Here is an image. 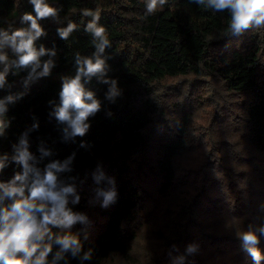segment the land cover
<instances>
[{
	"label": "trees",
	"instance_id": "1",
	"mask_svg": "<svg viewBox=\"0 0 264 264\" xmlns=\"http://www.w3.org/2000/svg\"><path fill=\"white\" fill-rule=\"evenodd\" d=\"M46 3L56 12L38 20L43 33L34 47L37 51L43 47L45 54L39 57L35 71L34 65H18L23 53L11 39L0 45V55L5 57L0 60V74L4 75L0 84V183L22 187L27 197L37 182L50 187L46 176L52 172L56 177L52 190L65 201L56 220L64 221L65 214L77 217L70 225H45L48 231L39 241V251L51 246L45 264H106L116 257L135 264L133 253L139 235L135 225L142 217L159 219L154 230L160 240L181 231L174 236L171 246L175 247L156 256L155 264H179L178 249L182 246L186 247L182 264H247L254 259L251 248L261 256L264 174L258 176L248 169L247 178L228 187V194L221 193L222 183L217 182L213 189L216 195L209 194L205 205L196 201L200 205L190 209L185 226L175 230L174 220L167 217L169 208L162 211L157 200L156 204L150 200L132 176L131 163L146 144V130L162 113L153 98L155 85L208 74L217 75L228 92L247 97L244 139L253 152L264 156V67L260 60L264 24L257 27L253 21L236 32L230 27V10H215L207 0L203 4L199 0H165L152 11L148 10V0ZM33 8L29 0H0V39L4 35L10 38L20 29L30 30L31 21L23 16L35 15ZM86 11L91 15H85ZM93 22L105 29L108 43L103 51L97 46L99 39L88 29ZM69 24L75 28L65 40L58 30ZM232 41L236 43L229 46ZM85 58L104 61L102 71L81 77L84 92L93 94L99 108L84 120L88 127L83 134H76L70 121L58 117L60 92L63 79L75 77L80 66L77 59ZM49 61V73L41 75ZM68 111L75 119L76 109ZM189 118L182 115L172 131L160 133L156 159L160 200L180 189L176 161L186 149ZM17 175L23 179L16 180ZM252 177L257 183H252ZM204 196L205 192L197 199ZM91 197L95 210L106 216L103 231L94 240L84 233V214ZM16 199L19 195L5 196L0 207L10 208ZM52 206L49 202V211ZM36 215L38 222L42 220V213ZM248 232L256 236V244L244 241L243 234ZM64 236L75 238L77 243L64 248L58 242ZM258 263L264 264V260Z\"/></svg>",
	"mask_w": 264,
	"mask_h": 264
},
{
	"label": "rangeland",
	"instance_id": "2",
	"mask_svg": "<svg viewBox=\"0 0 264 264\" xmlns=\"http://www.w3.org/2000/svg\"><path fill=\"white\" fill-rule=\"evenodd\" d=\"M235 43L236 41H232L229 46ZM260 60L264 67V50ZM154 90L153 98L161 106L162 113L146 130V144L135 154L131 163L132 176L143 186L151 201L154 199L155 204L158 201V207L160 206L162 211L169 208L171 213L167 217L174 220L175 230H179L188 221L196 201H204L205 205L208 196L216 195L213 189L217 182L222 183L221 193L228 194V187L247 178L248 169L258 173V176H263L264 156L253 152L244 139L243 110L247 97L228 92L217 75L168 79L156 84ZM182 115H188L190 122L186 149L176 161L177 183L180 184V189L173 191L168 198L160 200L157 196L159 175L156 169L160 133L167 135L172 131ZM252 183H257L254 177ZM204 192L207 197L197 199ZM200 202L197 203L198 206ZM158 220L142 217L135 225L139 234L133 253L135 264H155L156 256L160 257L162 253L166 255V251L175 247L171 246L176 238L174 236L179 235L181 231H177L176 235L168 233L164 241L160 240L156 229L154 230L155 224L160 222ZM105 222L106 216L95 210L91 197L84 214V233L87 239L94 240L103 231ZM178 223H181L179 228ZM160 230L164 231V228ZM181 244L182 242L179 246ZM185 250L186 247L183 246L178 249L181 257L179 264L183 263L182 251ZM260 260H264V253L261 254ZM106 264L129 263L116 257ZM247 264L259 263L253 259Z\"/></svg>",
	"mask_w": 264,
	"mask_h": 264
},
{
	"label": "clouds",
	"instance_id": "3",
	"mask_svg": "<svg viewBox=\"0 0 264 264\" xmlns=\"http://www.w3.org/2000/svg\"><path fill=\"white\" fill-rule=\"evenodd\" d=\"M34 6L33 11L35 15L26 13L23 20L31 21V29L25 31L23 29L17 30L10 38L4 35L0 39V45L4 40L11 39L16 50L22 52L18 60V65L39 66V57L45 54V49L41 47L39 51L34 47V41L42 35L43 29L38 24V20L52 16L55 14L56 9L51 7L46 0H29ZM205 0H199L203 4ZM165 0H148V10H154L158 4L162 5ZM207 4L215 10L228 9L231 12V25L230 27L239 32L243 28H247L251 22H255L259 27L264 24V0H207ZM85 15H91L90 12H85ZM98 19V17H96ZM75 25L69 24L66 29H60L59 35L61 38L67 40L69 34L73 31ZM88 29L94 32L96 38L100 43L97 45L100 51H103L104 46L108 43L105 37L104 27H97L95 22L88 25ZM3 35V34H0ZM19 38V44L16 40ZM54 54V53H53ZM5 57L0 55V60ZM80 65L77 69L76 75L73 78L65 77L63 79L62 90L60 97L62 99V107L59 109L58 117L62 121H70L71 126L76 134H83L88 125L84 124V120L91 113H94L99 108V103L92 99V93H85L81 84V77H90L95 73L102 71L104 61L97 58L95 62L91 58L84 60L77 59ZM51 62L44 64V70L41 75H47ZM4 81V75L0 74V84ZM85 100H91L90 104L85 103ZM76 109L77 114L75 119L70 118L69 108ZM2 111V109H0ZM24 158L22 154L21 159ZM0 168L3 164L0 163ZM16 180H22L23 177L17 175ZM15 182L13 181V184ZM46 187L44 183L35 184L31 190L30 195L24 196V189L22 187L5 186L0 183V189H3L4 195L0 196V204L3 203L5 196L12 197L19 195L20 199H16L11 207H0V264H45L46 257L51 251V246L44 247L39 251L41 241L48 231L45 227L47 223H66L71 224L77 217L65 214L64 221H57V213L63 211L65 203L62 195L52 189L56 184V177L52 172H48L46 176ZM65 192L70 189H64ZM52 203L50 211L48 210V203ZM42 213V220L38 222L36 213ZM243 239L248 244H256V236L251 233H244ZM64 248L70 244H76L75 238L64 236L59 239ZM39 251V254H37ZM250 251L254 259L258 262L261 258L260 253L251 248Z\"/></svg>",
	"mask_w": 264,
	"mask_h": 264
}]
</instances>
